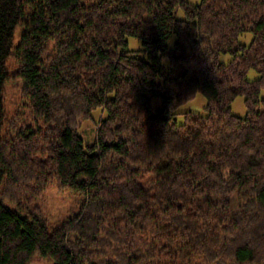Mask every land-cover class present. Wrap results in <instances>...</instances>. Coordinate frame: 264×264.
I'll return each mask as SVG.
<instances>
[{"label": "trees", "instance_id": "1", "mask_svg": "<svg viewBox=\"0 0 264 264\" xmlns=\"http://www.w3.org/2000/svg\"><path fill=\"white\" fill-rule=\"evenodd\" d=\"M11 78L43 124L2 135ZM262 88L264 0H0V264H264ZM51 188L79 208L49 231Z\"/></svg>", "mask_w": 264, "mask_h": 264}, {"label": "rangeland", "instance_id": "2", "mask_svg": "<svg viewBox=\"0 0 264 264\" xmlns=\"http://www.w3.org/2000/svg\"><path fill=\"white\" fill-rule=\"evenodd\" d=\"M182 12L179 11L178 17H182ZM21 32V27H17L14 32L13 44L16 45L19 40V35ZM252 39L251 33H245L239 38V42L245 45H248ZM129 42V48L132 51H137L142 48L140 40L132 37L127 38ZM174 37H172L169 45H172ZM138 55H143L142 52H139ZM232 58L230 53H223L219 57V61L223 64H227ZM164 66H168V59L163 61ZM8 66L10 74L15 73L16 63L11 58L8 59ZM259 74L256 70L250 69L247 73V79L249 81H255L258 79ZM112 96V95H110ZM260 106L264 105V88L260 91ZM161 101L159 99L152 100V109L156 110L160 107ZM3 106L5 110V122L2 129V135L5 134L8 127L13 125L17 126H36L42 125L43 122L41 119L35 120L32 113L30 112L28 101L24 98L22 94V82L20 79L11 78L9 82L4 85L3 91ZM206 106V98L201 93L198 92L195 97L184 104L179 106L178 112H194L198 114L204 113V108ZM231 112L235 116L245 117L247 113V107L244 102V96H237L230 105ZM106 110L98 108L91 112V118L80 121V126L78 128V133L83 139V144L85 147L90 146L94 143L96 136V128L98 122L101 118L106 117ZM177 122L182 123L184 117L182 114H178ZM41 205L50 217V227L49 231H52V228L56 226L60 218L63 216H68L72 211H76L79 208V205L75 199L68 191L58 190L57 188H51L41 199ZM30 264H54V261L51 258L41 259L34 257Z\"/></svg>", "mask_w": 264, "mask_h": 264}]
</instances>
